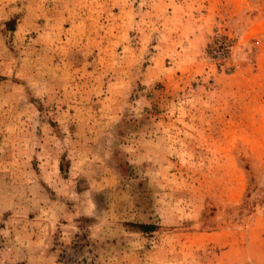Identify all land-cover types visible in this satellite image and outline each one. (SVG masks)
<instances>
[{"label": "rangeland", "instance_id": "rangeland-1", "mask_svg": "<svg viewBox=\"0 0 264 264\" xmlns=\"http://www.w3.org/2000/svg\"><path fill=\"white\" fill-rule=\"evenodd\" d=\"M0 264H264V0H0Z\"/></svg>", "mask_w": 264, "mask_h": 264}]
</instances>
